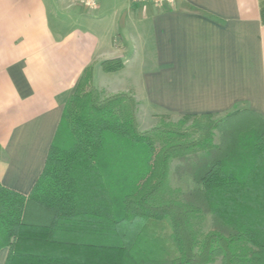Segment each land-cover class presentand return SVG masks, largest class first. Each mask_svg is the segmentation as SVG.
Masks as SVG:
<instances>
[{
  "label": "crops",
  "instance_id": "0c3cea01",
  "mask_svg": "<svg viewBox=\"0 0 264 264\" xmlns=\"http://www.w3.org/2000/svg\"><path fill=\"white\" fill-rule=\"evenodd\" d=\"M114 58L123 68L104 72L100 63ZM88 67L107 97L125 93L137 101L141 132L161 118L222 120L242 110L264 116V0H175L165 6L99 0L95 12L73 0H0L2 186L30 194L66 102ZM145 113L150 122L141 119ZM185 175L181 193L190 198L194 188ZM25 218L52 221L34 204H27ZM134 225L117 236L107 221L80 216L60 222L53 238L130 247ZM7 254V248L0 251V264Z\"/></svg>",
  "mask_w": 264,
  "mask_h": 264
},
{
  "label": "trees",
  "instance_id": "16d2710c",
  "mask_svg": "<svg viewBox=\"0 0 264 264\" xmlns=\"http://www.w3.org/2000/svg\"><path fill=\"white\" fill-rule=\"evenodd\" d=\"M100 67L115 72L123 61L107 59ZM92 82L88 67L66 102L30 194L0 183L4 264H212L217 258L221 264H264V116L242 110L205 125L199 121L211 116H196L187 129L162 120L141 132L137 101L125 93L101 98ZM175 160L187 161L183 168L197 184L194 201L180 200L177 190L166 195ZM27 204L49 212L52 221L28 222ZM206 212L221 231L200 237L194 221ZM89 215L107 221L117 236L127 224L141 228L130 247L54 240L60 222Z\"/></svg>",
  "mask_w": 264,
  "mask_h": 264
},
{
  "label": "rangeland",
  "instance_id": "374dc122",
  "mask_svg": "<svg viewBox=\"0 0 264 264\" xmlns=\"http://www.w3.org/2000/svg\"><path fill=\"white\" fill-rule=\"evenodd\" d=\"M111 83H113V82H111ZM92 86H93L94 89H96L99 92L101 98L107 97L103 92H101V91H99L97 89V87L94 85L93 82H92ZM115 86H116V84H115ZM111 87H114V86H111ZM141 119L144 120L143 121L144 123L150 122V119L147 117V114L144 115V117L141 116ZM162 120H164L165 123L172 122V121H170V120H168L166 118H161L159 120V122L156 124V126L160 125V122ZM193 121H194L193 118H189V119H183V120H179L177 122H172V123L178 125V127H182L184 129H187V128H189L193 124ZM217 121H219V120L211 117V118L201 119L199 121V124L205 125V123H209V122L214 124ZM156 126H153V128L156 127ZM219 141H220V132L218 130H215L214 131V143H219ZM188 158L190 160H193L194 159V156L191 155ZM181 163L175 162V163L171 164L170 171H169L168 181L166 180V182L164 183L163 187L168 184L167 185V189H166V191H167L166 195L169 196V190L170 189H171L172 192H174L175 190H177L178 193H179V196H180L178 198L180 200H183L184 201V200H189L187 197H184L182 195V193H181L182 191L185 190L184 189L185 187H184V183L183 182L186 180L185 179L186 175H185V170L183 168V164H186L187 161L186 162H181ZM177 171H179V173H177ZM176 178H179V181H177ZM188 178L190 179V177H188ZM189 185H190L191 188H194V189L197 186L196 182H193L191 180H190ZM176 188H180L181 190L180 189L178 190ZM165 198H167V196H165ZM194 200H195V198L191 196L190 201H194ZM194 224H195L194 227L198 231L200 237L203 236V235H205L208 231L213 230V229L214 230L221 231L220 223L218 221H216L211 216L210 213H207V212L205 214L197 217L195 219V221H194ZM140 228H141L140 225H137V224H135L131 228L129 227V230L131 231V233H130L131 236L134 237L135 235H137V233L139 232ZM162 231H163L162 234H163L164 237L169 238V239L171 238V233H170V229L168 228V226L163 225ZM212 264H221L220 258H217Z\"/></svg>",
  "mask_w": 264,
  "mask_h": 264
},
{
  "label": "built area",
  "instance_id": "2783aa9c",
  "mask_svg": "<svg viewBox=\"0 0 264 264\" xmlns=\"http://www.w3.org/2000/svg\"><path fill=\"white\" fill-rule=\"evenodd\" d=\"M77 5L84 7L90 12H95L99 8V0H73ZM134 4L152 3L156 6L172 5L175 0H133Z\"/></svg>",
  "mask_w": 264,
  "mask_h": 264
}]
</instances>
